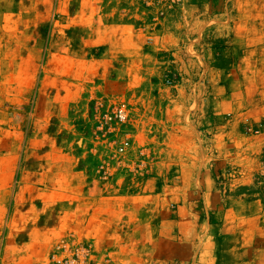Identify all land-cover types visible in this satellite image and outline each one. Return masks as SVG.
<instances>
[{"label":"rangeland","instance_id":"374dc122","mask_svg":"<svg viewBox=\"0 0 264 264\" xmlns=\"http://www.w3.org/2000/svg\"><path fill=\"white\" fill-rule=\"evenodd\" d=\"M260 14L0 0V264H264V51L227 44Z\"/></svg>","mask_w":264,"mask_h":264},{"label":"crops","instance_id":"0c3cea01","mask_svg":"<svg viewBox=\"0 0 264 264\" xmlns=\"http://www.w3.org/2000/svg\"><path fill=\"white\" fill-rule=\"evenodd\" d=\"M234 16V15H233ZM235 19H233L232 22H229L227 27H228V35L230 34H234L235 36H238L242 33L240 32L239 30H234V27L237 23V18L236 16H234ZM255 16H252L251 19H254L253 21H250V20H246V21H243L242 22V31H243V43L244 44H238L237 41L239 40V38H236L233 39V43L230 41L227 42V44H229V48L230 50H233V51H236V52H240L241 50H243L245 53H244V56L246 57L245 59V63H247V58L250 57L252 54V52L256 51L257 48H259L261 51H264V42H262V44L259 46V44H256L253 42V39H254V35H257L259 39H262L264 41V14H260L259 15V19H260V22L257 21L258 18H254ZM230 16L228 15L227 16V19H226V16H224V18H220L219 20H222V23H225L226 20H230ZM232 19V18H231ZM224 21V22H223ZM239 24V27L241 26L240 22H238ZM263 25V28L259 31V30H256L257 29V25ZM233 27V28H230ZM238 27V28H239ZM260 59H262V63H261V67H260V71H257V77L259 76H262V78L264 79V54H260ZM250 59H252V57H250ZM239 66L241 64H238ZM264 260V258H263Z\"/></svg>","mask_w":264,"mask_h":264},{"label":"built area","instance_id":"2783aa9c","mask_svg":"<svg viewBox=\"0 0 264 264\" xmlns=\"http://www.w3.org/2000/svg\"><path fill=\"white\" fill-rule=\"evenodd\" d=\"M127 117H128V113L122 107L115 109V111L113 112V118H115V120L118 124H121V125L126 124L128 121ZM106 118L111 119L110 116H107ZM131 144H132L131 137L129 135H127L123 139V141L121 142V144L118 148L119 152L127 151L131 147ZM61 264H76V262L74 260H67V261L61 262Z\"/></svg>","mask_w":264,"mask_h":264}]
</instances>
